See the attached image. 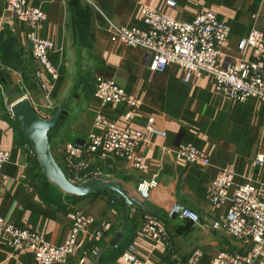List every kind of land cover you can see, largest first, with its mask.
<instances>
[{
  "label": "crops",
  "instance_id": "1",
  "mask_svg": "<svg viewBox=\"0 0 264 264\" xmlns=\"http://www.w3.org/2000/svg\"><path fill=\"white\" fill-rule=\"evenodd\" d=\"M27 1L47 15L38 33L54 41L55 48L49 57L59 77L53 79L34 58L24 24L13 15L7 2L0 0V68L6 69L12 80L9 85L0 78L2 147L11 149V158L0 174V217L36 230L51 243L59 244L71 226L67 216L71 207L91 214L95 222L90 233L80 235L70 264H94L96 254L90 251L99 250L119 229L122 201L117 195L104 192L69 197L51 186L10 107L16 99L27 95L42 116L50 117L66 104L50 131L52 152L64 168L61 146L67 142L82 144L91 132L99 133L101 129L95 125L99 112L119 126L126 125L123 104L103 105L94 95L96 77L103 75L141 99L131 127L144 129L153 117L155 126L166 136L149 135L142 142L140 151L149 168L147 173L114 155L97 157L84 170V175L92 176L98 171L119 180L143 202L142 208L131 211L130 226L121 240L124 249L112 248L104 254L101 264H131L121 258L131 243L136 245L135 254L146 264H180L196 248L204 251L202 264L221 251L249 254L250 242L212 227V222L227 209L211 204L206 193L224 168L235 174L236 183L253 180L264 188V103L254 98L239 102L216 95L213 78L204 72H196L184 81L183 71L177 65L170 64L163 71L151 70L148 52L116 39L110 28L112 22L144 29V6L163 8L168 15L184 20L212 11L231 28L220 55L221 64L227 65L253 59L252 48L240 50L239 42L254 28L264 34V0H174L175 6L168 5L167 0ZM26 80L30 83L26 84ZM9 92L22 94L10 100ZM184 142L205 151L210 164L199 166L178 158L174 150ZM259 156L262 162H257ZM152 177L158 185L149 199L142 200L138 184ZM175 202L197 212L199 222L171 216L169 210ZM144 212L165 220L167 242L155 243L138 236ZM105 224H110L109 230L95 241L93 232ZM0 264H35V258L30 250L15 252L0 240ZM254 264H264V257L257 258Z\"/></svg>",
  "mask_w": 264,
  "mask_h": 264
},
{
  "label": "built area",
  "instance_id": "2",
  "mask_svg": "<svg viewBox=\"0 0 264 264\" xmlns=\"http://www.w3.org/2000/svg\"><path fill=\"white\" fill-rule=\"evenodd\" d=\"M13 15L24 24L26 39L32 45L34 58L47 70L53 79L59 77L58 69L50 60V52L54 50V41L42 37L38 28L47 15L37 6L30 5L27 0H5ZM167 4L175 6L174 0ZM144 29L133 26H122L111 22L113 36L131 47H140L149 54L151 70L163 71L168 65L179 66L183 71L184 81H189L196 72H204L213 78L214 92L225 99L245 102L254 98L264 103V34L257 28L239 42L240 50L252 48L253 59H240L237 63L222 65L221 49L230 35V25L212 11L198 13L191 20H184L168 15L163 8L144 6L141 10ZM95 97L104 104H123L125 126H119L114 119L99 112L95 125L100 127L99 133L91 132L82 143L67 142L61 146L64 156V172L69 180L81 181L100 174L98 171L90 175L83 172L95 158H106L109 155L123 159L129 166L147 173L149 168L140 151L142 142L149 135L166 136V132L155 126L150 117L144 129L131 127L129 124L137 116L142 101L127 92L113 78L98 75L95 84ZM37 109V108H36ZM39 114L42 112L37 109ZM3 135L0 132V174L4 165L11 158V149L2 147ZM178 158L188 163L208 166V154L192 143H181L174 150ZM262 156L257 162H262ZM158 185L156 178H144L138 184V192L142 200L151 197L153 189ZM264 188L261 184L250 180L236 183L235 174L224 168L207 189V200L216 206H225L226 213L212 222L214 229L224 230L231 237L250 242L249 254L221 251L207 264H254L257 258L264 257ZM171 216L178 215L192 222H199L197 212L182 203L175 202L170 210ZM71 226L63 242L54 244L40 232L22 227L13 221L0 217V240L15 252L30 250L34 254L35 264H70L79 237L90 233L95 217L76 207L67 212ZM110 224H105L93 232L95 241L101 240ZM140 237L151 239L155 243L167 242L168 231L164 219L150 212H144L137 229ZM136 245L131 243L122 252L124 262L146 264L135 254ZM93 255L98 250L90 251ZM204 251L194 249L188 258L180 264H202Z\"/></svg>",
  "mask_w": 264,
  "mask_h": 264
},
{
  "label": "water",
  "instance_id": "3",
  "mask_svg": "<svg viewBox=\"0 0 264 264\" xmlns=\"http://www.w3.org/2000/svg\"><path fill=\"white\" fill-rule=\"evenodd\" d=\"M0 76L9 85L12 84L11 77L6 69L0 68ZM65 106L66 104L63 103L50 117H45L39 114L31 98L23 95L11 104L10 109L31 143L42 173L51 186L57 188L60 193L69 197H82L104 192L113 193L122 201L120 227L111 240L102 246L95 256L94 264H101L104 254L118 246L128 230L132 209L142 208L143 202L130 194L119 180L105 177L102 174H97L82 182H73L68 179L61 164L52 152L50 142V131L57 125Z\"/></svg>",
  "mask_w": 264,
  "mask_h": 264
},
{
  "label": "trees",
  "instance_id": "4",
  "mask_svg": "<svg viewBox=\"0 0 264 264\" xmlns=\"http://www.w3.org/2000/svg\"><path fill=\"white\" fill-rule=\"evenodd\" d=\"M0 78L4 79V78H3V77H1V76H0ZM25 82H26V84H29V83H30V82H29V81H27V80H26ZM20 94H22V92H20ZM20 94H19V95H20ZM10 100H14V98H12V99H10ZM55 158H56V157H55ZM116 247H118V249H119L120 251H122V250L124 249V246H123V241H122V242H120V243H119V245H118V246H116ZM116 247H115V248H116ZM110 250H112V249H110ZM110 250H109V251H110ZM107 252H108V251H107Z\"/></svg>",
  "mask_w": 264,
  "mask_h": 264
},
{
  "label": "rangeland",
  "instance_id": "5",
  "mask_svg": "<svg viewBox=\"0 0 264 264\" xmlns=\"http://www.w3.org/2000/svg\"><path fill=\"white\" fill-rule=\"evenodd\" d=\"M19 94H20V92H9V99H12V98L18 96ZM49 188H50L51 192H55V190L53 188H51V187H49Z\"/></svg>",
  "mask_w": 264,
  "mask_h": 264
}]
</instances>
